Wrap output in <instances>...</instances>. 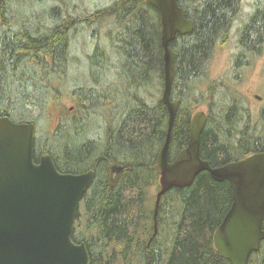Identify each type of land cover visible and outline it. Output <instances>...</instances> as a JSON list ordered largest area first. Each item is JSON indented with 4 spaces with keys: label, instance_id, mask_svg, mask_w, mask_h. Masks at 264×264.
I'll use <instances>...</instances> for the list:
<instances>
[{
    "label": "trees",
    "instance_id": "1",
    "mask_svg": "<svg viewBox=\"0 0 264 264\" xmlns=\"http://www.w3.org/2000/svg\"><path fill=\"white\" fill-rule=\"evenodd\" d=\"M243 1L178 0L194 28L170 44L176 54L172 102H179L171 163L187 148L192 118L203 106L208 111L200 154L212 168L264 153V107L256 120L237 87L250 59L264 54V0H252L246 18ZM59 3L36 11L41 6L32 0L0 2V118L34 124L35 163L49 154L61 174L94 172L73 242L85 245L90 264H231L213 237L231 208L233 189L207 172L191 187L162 197L154 236L156 197L151 201L150 191L159 190L158 157L169 122L162 102L160 14L145 0H114L91 13L66 0ZM236 25L232 77L210 83L213 52ZM86 30L94 42L84 60L89 79L81 85L67 73L81 65L72 55L73 43ZM65 97L74 110L64 105ZM32 107L41 118L55 120L47 135ZM109 107L121 108L115 124L104 119L97 125ZM113 167L121 172L112 174ZM249 264H264V239Z\"/></svg>",
    "mask_w": 264,
    "mask_h": 264
},
{
    "label": "water",
    "instance_id": "2",
    "mask_svg": "<svg viewBox=\"0 0 264 264\" xmlns=\"http://www.w3.org/2000/svg\"><path fill=\"white\" fill-rule=\"evenodd\" d=\"M145 1L161 16L165 51L162 102L169 115L166 142L158 157L161 175L154 236L162 197L173 189L191 187L201 173L207 172L216 182L228 181L233 189L231 208L213 237L215 248L231 264H249L264 239V153L212 168L200 154L207 114L199 111L192 118L187 148L170 162L171 136L179 108V102H172L176 54L170 44L178 35L190 34L194 24L186 18L178 0ZM34 133L32 123L17 124L8 117L0 118V264H90L85 245L75 244L72 234L94 172L61 174L49 154L36 164ZM120 172L112 168V174Z\"/></svg>",
    "mask_w": 264,
    "mask_h": 264
},
{
    "label": "rangeland",
    "instance_id": "3",
    "mask_svg": "<svg viewBox=\"0 0 264 264\" xmlns=\"http://www.w3.org/2000/svg\"><path fill=\"white\" fill-rule=\"evenodd\" d=\"M113 1L114 0H66V2H69L68 4H72L76 7L79 5L81 10L83 9L88 13L101 9L102 7L105 8L113 3ZM32 2L41 6V9H37V6L35 7L38 11H43V9H50L54 4L59 3V0H32ZM252 3V0L243 1L242 16L245 18L253 11V9L249 7V4ZM58 5H61V3ZM261 8H264V6ZM28 11V9H24V13ZM32 11L34 10H30V12ZM237 29L238 25L232 29L227 38L223 39V44L217 46L214 50L211 62L210 83L214 80H226L232 77L231 71L234 63V55L238 52ZM91 34L90 30L83 31L73 43L72 55L78 60H81V65L75 67L73 72H68V74H71L70 81L79 82L81 85L86 84V81H88L87 79H89L87 78L88 64L84 60L86 54L90 53L93 49L94 40L92 39ZM73 87L74 86L72 85L70 89H73ZM237 87L257 120L259 112L264 107V54L255 60L254 58L250 59V66L244 69ZM204 88V90H206V87ZM63 103L67 108H72V110L75 109V103H73L68 97L64 98ZM114 108L115 109L109 107L100 113L96 119L97 125H101L104 119L114 125L116 118L121 112L120 107H118L117 110L116 107ZM200 111L207 112V106L201 107ZM40 114L41 112L38 108L32 107L31 115L38 119L39 126L44 127V132L42 134L45 133L47 135L46 132H49L54 128L55 120L51 119L50 121H47L44 118H41ZM157 192L158 188H153L150 191L151 201L156 197Z\"/></svg>",
    "mask_w": 264,
    "mask_h": 264
},
{
    "label": "bare ground",
    "instance_id": "4",
    "mask_svg": "<svg viewBox=\"0 0 264 264\" xmlns=\"http://www.w3.org/2000/svg\"><path fill=\"white\" fill-rule=\"evenodd\" d=\"M42 3V2H41ZM39 5V4H38ZM103 6V5H102ZM34 8V7H33ZM39 8V7H38ZM45 8V7H44ZM103 8V7H102ZM44 10V9H43ZM38 11V10H37ZM41 12V11H40ZM27 13V12H26ZM71 13V12H70ZM88 13V12H87ZM97 28V27H96ZM104 29V28H103ZM68 72V71H67ZM66 73V72H65ZM68 74V73H67ZM68 76L69 75H67V78H68ZM66 77V76H65ZM61 78V77H60ZM71 85H72V83H71ZM68 86V85H67ZM76 87H77V85H76ZM79 88V87H78ZM73 91V90H72ZM81 103V102H80ZM74 110V109H73ZM91 111V110H90ZM97 112H98V110H96ZM109 117V116H108ZM90 172V171H89Z\"/></svg>",
    "mask_w": 264,
    "mask_h": 264
}]
</instances>
